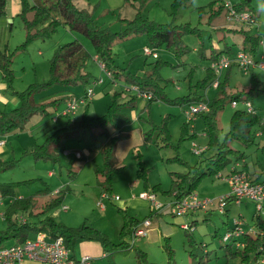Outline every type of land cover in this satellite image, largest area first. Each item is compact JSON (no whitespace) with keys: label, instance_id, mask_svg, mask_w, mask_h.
I'll return each mask as SVG.
<instances>
[{"label":"rangeland","instance_id":"1","mask_svg":"<svg viewBox=\"0 0 264 264\" xmlns=\"http://www.w3.org/2000/svg\"><path fill=\"white\" fill-rule=\"evenodd\" d=\"M73 1L79 6L88 9L94 20L101 27H108L112 31L124 28L121 18L133 16L134 6L136 5L140 6L141 14L147 19L176 26L189 24L190 27L196 28V32H184L181 36L182 42L189 48L187 53L181 57L182 62L175 56L173 49H168L165 45H161L156 49L159 58L162 60L158 68V73L161 77L159 86L170 98L187 94L189 91V80L192 83L190 87L195 89L196 82L206 74L209 59L200 55L198 51L200 46L203 47V53L204 48L208 51L210 44L219 43L222 46L225 41L230 44L235 42L234 46L238 48L240 46V34H228L225 39H219V32L214 29L213 24L222 26L228 21L225 19L223 11L219 13L218 17L213 18V23L208 22L210 7L218 9L223 0H180L181 4L177 5L174 11L172 9L174 0H144L142 3L140 0ZM231 1L233 2V0ZM29 2L31 3L32 0H29ZM129 2H132L133 5ZM251 7L258 24L260 26L264 25V0H251ZM8 22L7 24L5 16H0V48H4L3 44L7 42L8 47L6 48L13 51L15 46L24 40L25 29L19 15L12 17ZM230 24L237 28L249 29L250 31L257 30L255 27L253 28L244 23L230 21ZM74 38H77L89 52L84 70L89 72L92 77L88 83L71 85L68 90L71 93L73 92L76 97L82 96L87 87L93 90L92 97L75 110L76 113L72 115L74 118H79L84 109H87L89 116L103 114L110 103L111 95L114 91H121L123 97L131 94V90L128 89L131 84L122 79L113 81L112 77L107 75L104 68L100 66L99 60L95 57L93 44L85 34L65 25H58L49 37L31 40L22 50L13 55L11 69L14 77L12 85L8 86L0 74V83L7 85H5L4 90L8 91V97L10 99L14 98L13 90L21 91L35 80L39 82L46 81L48 79L49 58L54 48L58 44L68 42ZM149 45L148 39L144 34L116 40L111 46L114 64L136 74L148 71L152 66V62L156 60L155 57L143 53V47H150ZM257 72L260 73L264 85V75L261 71L257 70ZM223 75L224 71L220 78H223ZM248 84L249 75L244 74L238 65H234L230 71L229 87L242 89L247 88ZM52 87L56 88L59 86L54 85ZM63 92L65 91L58 90L47 96L46 93L50 92L41 91L36 93L34 98L37 99L36 101L50 100L65 95L62 94ZM198 94L209 104L215 94V87L207 86L205 89H200ZM136 97V106L132 110L125 109V111L130 113L131 120L120 124V129L126 136L118 141L115 149L118 164L122 165V167L115 170L112 174L109 194L118 195L120 197L119 200L104 198V208L97 204V199L102 191L97 181L102 179V177H97L92 162L94 160L98 164L101 163L99 150L103 140L95 141L88 132L84 136L71 137L66 141L68 153L63 151L59 162L36 159L31 153H28L33 144L43 142L46 134L63 124L66 117L60 116L58 113L63 108L64 101H61L55 109L50 107L51 114L47 116L34 114L25 122L23 128L0 135L6 142L1 146L4 148V152H0V186L11 185L13 192L18 196L34 195L36 204L43 203L49 196H54L56 189L67 187V192L62 196L60 203L40 216L50 214L55 220L69 225H79L87 221L89 225L106 233L109 240L113 243H118L122 240L120 229L123 223V215L121 210L125 209L127 216L137 218L139 222L146 217H150V226L145 235L137 236L133 240L131 236L129 238L128 236L126 237L129 243L138 246L146 253L149 264H169L168 249L170 248L173 252L175 264H191V258L188 253V238H192L196 244L204 245L203 249L208 251L209 254L204 264H222L226 259H228L229 264H237L239 262L238 258L227 255L225 245L229 244L230 241L224 240L222 236L226 230L232 228L234 219L241 220L245 229L253 227L254 216L257 214L253 201L248 199H243L239 203L229 201L225 206L227 211L224 212H221L215 206L195 210L194 215L196 217L193 219L196 222L187 221L193 226L192 230L188 232L181 226V223L184 222L186 217L192 216L189 213L184 216H176L169 213L167 207L156 212L150 209L149 204L145 200L138 202L134 201L133 198L129 199V204L124 205L122 203L123 200L125 201L129 197L136 198L143 189L141 180L136 178L137 158L135 153L139 152L145 166L150 168L147 173L150 183L161 184L162 189L156 192V198L165 202L170 199V196L168 193L162 192V190L169 189L173 178L172 173L184 172L189 166L193 165L205 166V158L215 150L214 148H208L203 153H195L193 150L194 148L204 149L206 147L207 138L206 134H203L205 122L200 115L190 122L187 132L181 137L180 125L187 120L184 110L187 109L188 104H173L157 100L150 105L149 112H147L148 109L144 105L143 110L145 112L141 113L142 118H138L137 115L140 113L138 104L141 100L138 99V96ZM250 102L259 115V119L263 118L264 92L254 96ZM86 104L87 107H85ZM244 106L242 101L237 102L235 106L230 101L224 104L217 117L218 136L221 140L229 128V120L233 111L244 108ZM1 108L3 107L0 105V110H3ZM133 112L135 114L134 117L132 115ZM165 115H168L166 124L171 145L163 146L161 136H157L155 133L153 137L156 141L145 143L142 133L151 127L148 121L152 120V123L160 124ZM51 116H59L57 122L52 121ZM263 143L264 134L262 136L256 135L255 143L249 146H244L235 140L231 141L230 145L238 149L239 152L243 151L244 158L247 160L245 162L253 167L257 160L264 166V153L261 149ZM75 150L81 153L80 157L76 156ZM175 150L178 151V155L186 164L183 161L167 160V158L176 154ZM235 158L236 154H227V159L229 160L217 173L226 174L233 162L236 161ZM238 160L237 166L242 167V162L240 159ZM10 162H13V164L10 165ZM257 169V166H255V170ZM50 170L53 172L52 176L48 175ZM247 172L249 171L247 170ZM217 173L206 175L198 180L192 192L199 198H216L225 195L229 190V185L226 179L218 177ZM5 201L7 202V200ZM62 205L67 207L66 210L61 208ZM4 208L5 206L0 211L3 210L2 212H4ZM262 216L264 217V214ZM19 217L26 220L30 219L27 213L19 214ZM3 226L4 221L0 218V227ZM34 234L35 232L31 231L29 236L32 237ZM242 237L240 236L238 239L243 241ZM82 241L78 240L76 243L74 251L76 256L81 255L79 243ZM166 242L167 244L164 245ZM10 243H12L11 240H6L2 245ZM235 247L232 244V248L234 249ZM91 264L137 263L133 250L120 251L118 249H110L104 255L93 257Z\"/></svg>","mask_w":264,"mask_h":264},{"label":"trees","instance_id":"2","mask_svg":"<svg viewBox=\"0 0 264 264\" xmlns=\"http://www.w3.org/2000/svg\"><path fill=\"white\" fill-rule=\"evenodd\" d=\"M140 1L142 3L144 0ZM233 2L236 9H249L252 11L251 0H233ZM129 3L133 5L132 2ZM180 4V0H174L172 3L173 11ZM134 8L133 16L121 18L124 28L112 31L108 27H101L94 20L88 9L79 6L73 0H32L31 3L29 0H21V10L18 15L25 29V37L21 43L15 46L13 51L8 50V48H0V74L7 82V85L11 86L14 77L11 69L13 55L22 50L31 40L47 38L56 30L58 25H65L71 29L79 30L91 40L96 58L103 68L110 73L113 81L122 79L131 85H138L141 90L151 92V97L145 100L147 112L150 111V105L157 100L181 105L203 100L198 91L205 89L207 86H212L211 82L216 78V74L210 68V64H208L203 78L196 82L195 89L190 87L192 83L189 80L188 93L175 98L168 97L162 87L159 86L161 77L159 76L158 68L162 61L159 55L152 62L151 68L142 74L132 73L114 64L111 49L114 42L140 34H144L147 37L151 48L157 49V47L165 45L168 49H173L175 56L181 61V57L189 50L182 42L181 36L184 32L197 31L196 28L190 27L189 24L176 26L147 19L141 14L139 5L134 6ZM6 11L7 0H0V16L5 15ZM222 11L224 15L223 1L218 9L211 6L208 22L213 23V18L218 17ZM252 12L254 13V11ZM213 26L215 31L219 32V39H225L228 34H240V48L247 50L253 57H258L260 51L258 43L260 38L259 31H250L249 29L237 28L236 26H215L214 24ZM233 46V43L230 44L225 41L220 47L210 44L208 51L204 48V53L203 47L200 46L198 51L200 55L208 58L209 63H211V61H218L224 54L234 55L235 49ZM88 56L89 52L77 38L58 44L49 58L48 79L41 82L35 80L21 91H12L18 97L19 103L8 110H0V135L23 128L25 122L34 114H40L41 116L51 114L50 107L55 109L61 101L65 103L67 98H69L68 95H61L50 100L36 101L34 99L36 93L47 90L54 85L74 86L78 83H88L92 77L89 72L84 70ZM234 65L236 64L232 61L223 70V78H220L223 71L220 74L219 82L215 87V94L208 104L209 109L206 112H198L196 114V116L200 115L204 118V131L207 138L206 147L200 153H203L208 148H214L215 150L205 158V166L193 165L189 166L184 172L172 173L173 178L169 189L162 190V192L168 193L170 197L173 196L175 199H180L191 192L195 188L197 181L202 177L216 174L229 160L227 159V154H236V158L243 156V151L239 152L238 149L231 147V141L235 140L244 146H249L255 143V132L257 129H262L264 134V126L260 124V117L256 113L255 108L254 111H247L245 108H241L233 111L229 120V128L222 140L218 136L217 117L226 102H232L233 100L252 101L254 96L264 92L261 75L257 72V70L260 71L258 68L249 69L247 73L249 75L247 88L229 87L230 71ZM121 94V91H114L105 112L99 116H89L87 109L83 110L79 118H74L71 114L66 115L64 123L46 134L43 142L33 144L28 153H31L36 159L59 162L63 151L66 149V141L71 137L84 136L88 132L95 141L103 140L100 148L101 163L98 164L94 161L92 163L97 177H102V179L97 181L102 190L101 192L109 193L111 191L112 174L115 170L122 167V165L118 164L119 162L115 155L118 141L126 136L124 132L120 131V124L131 120V115L125 109L134 108L137 99L133 94L125 100H121ZM85 107H87V104ZM167 119L168 115H165L160 124H154L152 120L148 121L151 127L143 131V141L145 143L156 141L153 137L155 133L157 136H161L163 146L171 145L166 124ZM192 121L186 120L180 125L181 137L187 132ZM173 147L176 148L175 145ZM261 149L264 153V143ZM175 151L176 154L167 158V160L183 161L178 155V151ZM135 157L137 158L136 178L141 180L143 188L154 192L161 190L160 183L149 184L147 173L150 168L145 166L140 153H135ZM183 162L186 164L185 161ZM9 164L12 165L13 162ZM242 167L245 169L246 164ZM67 189V187H60L54 192V196H49L43 203L36 204L34 195L18 196L13 192L11 185L0 186V194L4 198H11L10 201H8V198L5 199L7 202L5 201L4 219H2L4 226L0 227V246L6 240H11L12 243L22 242L30 237L31 231L42 230L51 237L62 236L64 244L71 254L78 240H91L98 242L104 252L110 251V249H118L120 251L133 250L137 264H149L146 253L138 246L129 243L126 239L127 236L128 238L131 236L139 220L127 216L125 209L121 210L123 215V223L120 229L122 240L118 243L110 241L106 233L89 225L87 221L79 225H69L55 220L50 214L40 216L58 205ZM22 213H27L30 219L25 221L18 220V215ZM192 228L193 226L190 225L189 228L184 229L188 232ZM253 228L255 230L254 233L245 231L243 234V245L241 247L233 249L232 243L225 245L227 255L239 259L237 264H250L251 262H253L251 264H259L258 259L264 257V217L261 214H255ZM166 244L167 242L164 245ZM188 245L191 264H204L209 254L208 251L203 249L204 245L196 244L192 238H188ZM72 256L74 257V255ZM168 263L175 264L171 248L168 249ZM222 264H229L228 259Z\"/></svg>","mask_w":264,"mask_h":264},{"label":"built area","instance_id":"3","mask_svg":"<svg viewBox=\"0 0 264 264\" xmlns=\"http://www.w3.org/2000/svg\"><path fill=\"white\" fill-rule=\"evenodd\" d=\"M224 17L229 22L244 23L248 26L255 27L260 32L259 46L260 51L258 57H253L247 50L238 48L235 50L234 55L224 54L218 61H211L210 68L216 74V78L211 82V85L216 87L219 82V76L222 71L234 61L236 65L240 67L244 74H247L249 69L258 68L264 75V25L260 26L254 13L249 9H236L231 0H223ZM143 53L152 57H157L158 53L156 49L144 46ZM103 68L102 64L99 62ZM107 75L110 73L105 70ZM136 96L149 99L151 92L141 90L138 85H130L128 87ZM93 95V90L87 87L84 94L80 97L70 96L64 103L62 109V115L73 114L75 110L85 104ZM239 101H232V105H237ZM244 108L247 111H254L252 103L242 101ZM209 109V105L206 101L200 100L188 104L187 109L184 110V114L187 120H194L198 112H206ZM59 115V114H58ZM260 124L264 126V117L260 119ZM205 135V131L203 132ZM255 135H263L262 129H257ZM3 140L0 144H3ZM195 153H200L203 148H194ZM66 152V151H65ZM68 152V151H67ZM77 157L81 156L79 151H75ZM238 163L231 166L226 174L217 173L218 177L226 179L229 190L225 195L218 196L216 198H199L192 191L180 199H175L173 196L169 200L162 202L157 200L156 192L152 190H142L138 193L137 198L147 201L150 209L159 212L162 208L167 207V211L176 216H184L187 213L193 212L198 209H207L210 206H215L221 212L225 211V206L229 201L235 203L241 202L243 199L253 201L255 209L258 214H264V174L261 179L253 178L247 170L243 167H238ZM104 198H112L113 200H119L120 197L116 194H109L101 192L97 199V204L104 208ZM11 198H8L10 201ZM5 205V198L0 194V209ZM63 210H66V206L62 205ZM3 211V210H2ZM0 211V218L4 219V213ZM18 220L25 221V218L19 217ZM150 226V217L144 218L133 229L131 238L137 236H143L147 233ZM183 228H189L190 222H182ZM247 232H255L253 227L244 229L243 223L239 219H234L232 228L226 230L222 238L229 240L230 243L237 246H242L243 241L238 238L243 236ZM35 262L36 264H90L91 257L88 254H82L76 258L71 255V252L66 247L62 236L51 237L46 234L45 231H37L34 236L26 238L22 242H13L7 245L0 246V264H23L24 261ZM259 264H264V257L259 260Z\"/></svg>","mask_w":264,"mask_h":264},{"label":"crops","instance_id":"4","mask_svg":"<svg viewBox=\"0 0 264 264\" xmlns=\"http://www.w3.org/2000/svg\"><path fill=\"white\" fill-rule=\"evenodd\" d=\"M121 4H123V3H121ZM20 10H21V0H7V11H6V14L5 15H3V16H5L6 17V23L8 24L9 22H8V20L9 19H12V17H16L17 15H18V13L20 12ZM228 22V21H227ZM225 23V25L226 26H228V27H231L232 25L230 24V22H228V23ZM237 33H235V34H232V35H236ZM233 44H235V42H233ZM8 45V43L6 42L5 44H3V47L4 48H6V47H8L7 46ZM215 47H220V45H219V43L217 44V43H215V45H214ZM237 48L238 49V47L237 46H233V48ZM240 47V46H239ZM234 48V49H235ZM237 49H235V50H237ZM38 53H39V51H38ZM159 55V54H158ZM96 57V56H95ZM97 59V58H96ZM210 64V63H209ZM105 70V69H104ZM100 81V80H99ZM5 83H0V105L3 107V108H1V109H3V110H8V109H10V107L12 108V107H14V106H16L18 103H19V99H18V97L16 96V95H13V97L14 98H12V99H10L9 97H8V91H6V90H4L5 89ZM7 86V85H6ZM55 86H57V85H55ZM68 88H71V87H69V86H59V87H50L49 89H47V90H43L45 93L46 92H50V93H46V95L47 96H49V95H51V93L53 94V93H55L56 91H58V90H63V91H65V92H63L62 94H65V95H68L69 97L70 96H75L74 94H73V92L71 93V91L70 90H68ZM50 90H52V91H50ZM4 92H6V93H4ZM13 93V92H12ZM14 94V93H13ZM36 95V94H35ZM34 95V96H35ZM130 95H133V92L131 91V94H128V95H126V96H124L123 97V95L121 94V97H120V99L121 100H125L126 98H128ZM35 100H37L36 98H34ZM138 99H140L141 101L139 102V104H138V107L140 108V113L137 115V117L138 118H142V115H141V113H143V112H145L143 109V107H144V105H145V100L146 99H144L143 97H138ZM47 100V99H46ZM43 101V100H42ZM10 105V106H9ZM8 106H9V108H8ZM89 106V105H88ZM63 108H64V106H63ZM62 108V109H63ZM79 108V107H78ZM62 109H61V111L58 113L60 116H64V117H66V115H62L61 114V112H62ZM130 110H132V109H130ZM129 110V111H130ZM76 112H74L73 114H71V115H74ZM129 113V112H128ZM130 114V113H129ZM132 115H133V117L135 116V114H134V112L132 113ZM58 117L59 116H56V117H54V116H51V120L52 121H55V122H57V120H58ZM66 120V119H65ZM196 120H197V118H196ZM64 123V122H63ZM120 131H122L121 129H120ZM123 132V131H122ZM262 136V135H261ZM1 140H3L1 137H0V141ZM4 142H3V144H0V152H4V148L3 147H1V146H3L6 142H5V140H3ZM67 143V142H66ZM64 151H68V148H67V144H66V149L64 150ZM75 151H78V150H75ZM68 153V152H67ZM99 153H100V150H99ZM100 157H101V155H100ZM238 159H240V161L242 162L241 164H242V166L244 165V164H246V168H245V170L247 169L249 172H250V175L253 177V178H256V179H261L262 178V176H263V174H264V166L262 165V163L259 161V160H257V162H256V164L254 163V165H253V167H251L250 165H248L245 161H247L245 158H244V155L243 156H241L240 158H235V160L236 161H234L233 162V165L235 164V163H238ZM94 161V160H93ZM232 166V165H231ZM231 166H230V168H231ZM255 166H257V170H255ZM229 168V169H230ZM52 174H53V172H52V170H50L49 172H48V175L49 176H52ZM148 182H149V184L150 185H153V184H151L150 183V181L148 180ZM57 190V189H56ZM142 190H146L145 188H143ZM141 190V191H142ZM132 194V193H131ZM130 198H133L134 199V201H138V202H140V201H142L143 199H139V198H134V197H129L127 200H123L122 201V203H124V205L125 204H129V199ZM147 202V201H146ZM225 211H227V209L225 208ZM194 213H195V211H193V212H190L189 214H191L192 216L191 217H186L185 218V220L184 221H192V222H194L195 221V219H193V218H195L196 217V215H194ZM188 216V215H187ZM196 222V221H195ZM80 244V250H81V255L82 254H88L90 257H91V260H92V258L93 257H95V256H97V255H104L105 254V252L102 250V248H101V245L98 243V242H96V241H91V240H83L82 242H80L79 243ZM76 246V245H75ZM74 251H75V249H74ZM74 251L72 252V254L71 255H74V257H76V258H78V257H80V256H76L75 255V253H74ZM91 260H90V264H91ZM23 264H36L35 262H31V261H28V260H26V261H24L23 262Z\"/></svg>","mask_w":264,"mask_h":264}]
</instances>
